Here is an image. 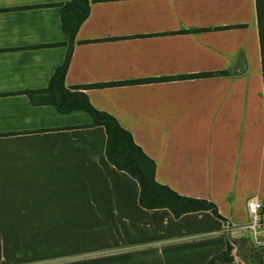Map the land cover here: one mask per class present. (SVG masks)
Returning a JSON list of instances; mask_svg holds the SVG:
<instances>
[{
    "label": "crops",
    "instance_id": "1",
    "mask_svg": "<svg viewBox=\"0 0 264 264\" xmlns=\"http://www.w3.org/2000/svg\"><path fill=\"white\" fill-rule=\"evenodd\" d=\"M67 1L0 0V263L206 264L246 237L248 200L264 207L255 0H89L64 78L131 135L157 183L222 220L142 209L137 182L106 158L102 126L23 94L47 88L65 59ZM13 215L36 223L3 222Z\"/></svg>",
    "mask_w": 264,
    "mask_h": 264
},
{
    "label": "trees",
    "instance_id": "2",
    "mask_svg": "<svg viewBox=\"0 0 264 264\" xmlns=\"http://www.w3.org/2000/svg\"><path fill=\"white\" fill-rule=\"evenodd\" d=\"M255 5L264 93V0H255ZM88 14L89 0H69L60 5L61 30L69 41L65 59L62 65L55 69L47 88L25 91L23 94L33 105H49L60 114L83 111L91 117L92 126H102L106 134V158L118 171L126 173L137 182L139 187L138 204L142 209H167L175 219L187 213L205 211L222 220L214 204L201 199L179 196L168 187L157 183L154 162L135 145L131 135L114 118L90 105L87 96L82 92L86 87L67 89L64 86L75 34ZM104 86L97 85L95 87ZM230 252L231 245L227 243L226 250L213 256L206 264L230 263L232 260Z\"/></svg>",
    "mask_w": 264,
    "mask_h": 264
},
{
    "label": "rangeland",
    "instance_id": "3",
    "mask_svg": "<svg viewBox=\"0 0 264 264\" xmlns=\"http://www.w3.org/2000/svg\"><path fill=\"white\" fill-rule=\"evenodd\" d=\"M264 210V207H263ZM4 219L3 222H11L12 224H19L21 221H28L30 224L36 223L35 215H13V216H2ZM14 235L19 237L20 232L14 231ZM2 237V231H0V250H2L3 244L6 245V241ZM78 239V238H77ZM79 240V239H78ZM231 242L236 246V251L231 257L230 263H221V264H264V250H258L250 245L248 238L235 239ZM224 259V258H220ZM234 260V261H233ZM0 264H110L107 260H100V257L97 256H84L74 255V256H65L60 257L59 259L45 261V262H36V261H13L11 263H0Z\"/></svg>",
    "mask_w": 264,
    "mask_h": 264
},
{
    "label": "built area",
    "instance_id": "4",
    "mask_svg": "<svg viewBox=\"0 0 264 264\" xmlns=\"http://www.w3.org/2000/svg\"><path fill=\"white\" fill-rule=\"evenodd\" d=\"M248 215V223L241 228L246 231V237L249 239L250 245L258 250H264V210L263 204L257 199H250L246 203ZM225 233H229V228H224ZM233 244H231L232 246ZM236 251L235 246L232 247L230 254Z\"/></svg>",
    "mask_w": 264,
    "mask_h": 264
}]
</instances>
